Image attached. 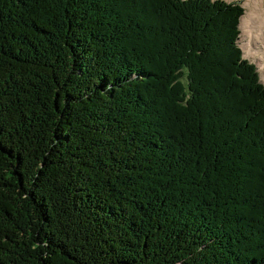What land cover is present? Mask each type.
<instances>
[{"label":"trees","instance_id":"1","mask_svg":"<svg viewBox=\"0 0 264 264\" xmlns=\"http://www.w3.org/2000/svg\"><path fill=\"white\" fill-rule=\"evenodd\" d=\"M244 12L0 0V264H264Z\"/></svg>","mask_w":264,"mask_h":264},{"label":"rangeland","instance_id":"2","mask_svg":"<svg viewBox=\"0 0 264 264\" xmlns=\"http://www.w3.org/2000/svg\"><path fill=\"white\" fill-rule=\"evenodd\" d=\"M228 3H241L245 8V12L242 19V28L243 32L240 36L239 45L242 50L245 52L244 57L249 62H253L258 68L260 73V82L264 85V33L262 29L264 27V0H224ZM251 17V18H249ZM254 24V29L259 30L258 34L251 33L248 34L244 28ZM256 35V37H254ZM247 52V54H246ZM249 54V55H248ZM249 59V60H248Z\"/></svg>","mask_w":264,"mask_h":264},{"label":"bare ground","instance_id":"3","mask_svg":"<svg viewBox=\"0 0 264 264\" xmlns=\"http://www.w3.org/2000/svg\"><path fill=\"white\" fill-rule=\"evenodd\" d=\"M249 18H251V17H249ZM262 27H264V26H262ZM245 29V31H247V33L248 34H250V35H252L251 33H256V34H258V36H259V30H260V28H256V29H254L253 27L252 28H250V26L249 27H246V28H244ZM262 32L264 33V28L262 29ZM254 37H256V35H254Z\"/></svg>","mask_w":264,"mask_h":264}]
</instances>
